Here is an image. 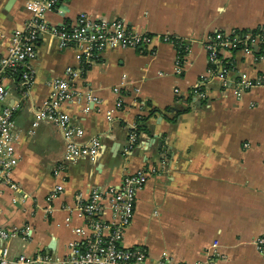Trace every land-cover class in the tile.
Instances as JSON below:
<instances>
[{"label":"crops","instance_id":"obj_1","mask_svg":"<svg viewBox=\"0 0 264 264\" xmlns=\"http://www.w3.org/2000/svg\"><path fill=\"white\" fill-rule=\"evenodd\" d=\"M29 3L0 0L1 53L27 33ZM82 12L151 35L181 36L188 49L178 53L154 38L141 48L110 45L81 62L76 45L62 47L54 30L74 26ZM44 20L50 30L39 35L29 61L32 83L0 68L9 90L5 102L18 104L13 175L19 190L3 187L0 194V225L15 232L11 252L65 255L71 242L84 245L89 231L76 209L77 195L118 184L142 168L149 176L122 243L141 247L146 264H264L256 245L264 234V86L237 100L210 72L206 49L217 31L242 36L263 25L264 0H60ZM251 48L221 53L234 60L228 86L240 73H264V43ZM69 66L78 71L71 89L82 98L64 101L60 111L83 131L82 140L100 139L94 157L67 159L61 127L49 119L34 125L54 78ZM86 93L98 101H88ZM133 129L139 138L131 146ZM58 184L63 190L52 196ZM103 216L111 219L110 208Z\"/></svg>","mask_w":264,"mask_h":264},{"label":"built area","instance_id":"obj_2","mask_svg":"<svg viewBox=\"0 0 264 264\" xmlns=\"http://www.w3.org/2000/svg\"><path fill=\"white\" fill-rule=\"evenodd\" d=\"M60 0H30L28 9L31 20L28 23L27 33L15 36L0 51V68L12 72L20 69L24 83L29 86L33 81V70L29 61L36 56V41L39 35L49 31L44 20L47 11L55 8ZM257 33L247 32L244 35L217 31L207 39L206 49L208 59L213 65L210 68L212 75L221 79L223 84L228 83V75L233 70L224 64L222 52L243 44V50L252 53L253 45L264 43V24L258 26ZM62 47L76 45V57L81 62L92 60L110 45L119 44L123 47L141 48L150 45L154 38L175 46L178 53L188 49V42L181 36L171 34L151 35L148 32L134 30L122 20H108L93 18L86 12L78 15L74 26L61 27L54 30ZM226 60V59H225ZM180 62H177L180 72ZM78 71L72 66L66 68L65 76L53 80L51 98L47 100L37 113V125L40 120L49 119L63 130L66 142V158L94 157L101 146L97 137L82 140V130L71 124L67 115L60 111L61 104L66 100H81V96L71 89L70 77L74 78ZM235 93L240 97L244 91L253 87L264 86V73L254 78L248 75H239L234 82ZM9 94L6 85L0 80V194L3 187L13 191L19 190V184L14 178V171L19 163L17 153V133L14 129L13 114L18 104H7ZM202 96L204 93H200ZM85 99L96 103L98 100L92 93H86ZM129 143L132 146L138 141L137 132L133 129L129 133ZM61 169V168H60ZM149 176V171L136 169L126 173L118 184L94 186L88 196L79 193L76 197V209L87 219L89 236L84 245L77 241L71 242L69 251L65 255H51L36 252L34 254L20 253L14 255L10 250V240L15 235L0 225V264H146L147 255L141 247H127L122 243L123 233L129 225L133 212L134 202L138 191ZM63 190V185L55 187L54 195ZM23 200L26 195H22ZM106 208L112 211V217L106 221ZM259 252L264 253V234L256 239ZM157 264H169L162 259Z\"/></svg>","mask_w":264,"mask_h":264},{"label":"trees","instance_id":"obj_3","mask_svg":"<svg viewBox=\"0 0 264 264\" xmlns=\"http://www.w3.org/2000/svg\"><path fill=\"white\" fill-rule=\"evenodd\" d=\"M259 30H260V28L259 27H256V28H254L252 30L245 31L244 34H246L247 32L257 33ZM242 48H243V44H238L236 47L230 48V50L233 51V52H235V51H237L239 49H242ZM219 56L222 57V55H220V54H219ZM223 60H224V64L226 66H228L230 68L233 67V69H234V60L233 59H230V60L223 59ZM211 66L213 67V65H211ZM19 71H20V69H17V71H15V72H12L10 70H7V72L9 74H11L12 76H14L15 78H18V75L20 73ZM137 131H138V129H137Z\"/></svg>","mask_w":264,"mask_h":264},{"label":"rangeland","instance_id":"obj_4","mask_svg":"<svg viewBox=\"0 0 264 264\" xmlns=\"http://www.w3.org/2000/svg\"><path fill=\"white\" fill-rule=\"evenodd\" d=\"M244 51V50H243ZM247 53H251V52H247ZM242 74H245V75H247L246 73H240V76L242 75ZM220 79V78H219ZM236 79V78H235ZM235 79H232L231 81V84H230V86H228L229 84L227 83V84H223V85H225L226 87H231L232 88V90H233V94H234V97L238 100L240 97H238L237 95H236V93H235V88H234V86H235V84L233 83L234 81H235ZM230 88V89H231ZM245 92V91H244ZM243 92V93H244Z\"/></svg>","mask_w":264,"mask_h":264}]
</instances>
